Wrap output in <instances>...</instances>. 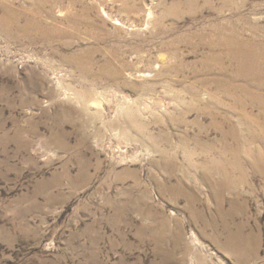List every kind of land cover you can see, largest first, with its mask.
Here are the masks:
<instances>
[{
  "label": "rangeland",
  "instance_id": "obj_1",
  "mask_svg": "<svg viewBox=\"0 0 264 264\" xmlns=\"http://www.w3.org/2000/svg\"><path fill=\"white\" fill-rule=\"evenodd\" d=\"M255 155L264 0H0V264H264Z\"/></svg>",
  "mask_w": 264,
  "mask_h": 264
},
{
  "label": "bare ground",
  "instance_id": "obj_2",
  "mask_svg": "<svg viewBox=\"0 0 264 264\" xmlns=\"http://www.w3.org/2000/svg\"><path fill=\"white\" fill-rule=\"evenodd\" d=\"M189 2H196V0H186ZM198 2V1H197ZM255 162L259 163V162H264V156L263 157H259L257 155H255ZM210 167V166H209ZM213 171L211 169L206 170L204 173H201V180L206 183V185L210 188V191L215 194V196H218L219 191H220V187H222L224 185V182L221 180H214L213 179ZM227 174V173H226ZM216 179V178H215ZM230 180V179H229ZM233 203H231L230 205L232 206ZM234 209V207H233ZM232 210V207H231ZM230 210V211H231ZM234 212V211H233ZM237 231L233 232L230 235V240H232V242L239 244V243H244L247 241L248 237L246 236V234L243 232L242 230V226L238 225L236 228Z\"/></svg>",
  "mask_w": 264,
  "mask_h": 264
}]
</instances>
